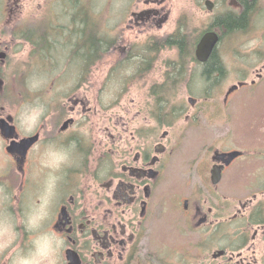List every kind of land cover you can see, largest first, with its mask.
Segmentation results:
<instances>
[{"label": "flooded vegetation", "instance_id": "af4514ba", "mask_svg": "<svg viewBox=\"0 0 264 264\" xmlns=\"http://www.w3.org/2000/svg\"><path fill=\"white\" fill-rule=\"evenodd\" d=\"M60 1L62 0H48L47 21H52V6ZM71 1L81 6L88 5V2L82 4L83 0ZM160 1L145 0L143 3L138 0L137 6L145 8L131 12L126 28L137 31L139 35H146L150 28L162 23L161 12L154 8ZM243 1L244 5L238 0H232V8L246 12L245 38L255 37L264 41V0ZM22 5L23 0H0V27L6 29L0 30V105L4 104L0 113V139L5 142L4 155L9 158L12 166L10 174L7 171L0 174V186L9 195L5 207L15 218L18 231L22 233L21 245L27 246L30 236L23 227L24 214L28 208L22 207L16 192L18 188L22 191L29 182L31 177L28 171L34 150L40 144L42 134L47 131L53 135V140H58L57 146L71 142L76 144L74 163L62 173L63 179L54 208L43 225L44 230L55 231L65 240L59 264H264V145L253 151L251 148L217 149L219 142L216 138L205 143L207 137L204 132L206 129L202 125L204 120L202 123H194V120L203 119L204 115L208 118L214 112L203 109L215 96L210 90L201 88L204 98L198 99L194 96V91L189 89V96L187 100H182L181 108L173 110L171 98L165 111L157 110L158 97L150 91L152 105L144 118L145 126L133 131L134 135H138L133 136L132 144L127 142V149L124 144H120L119 148L116 144V151L112 155L105 153L97 159L92 158V146L87 140L85 146H82L71 134V125L75 120L69 114H74L75 109L70 111L65 105L58 104L57 94L56 110L53 111L52 118L55 126H40L33 134L22 135L19 132L16 118L7 113L5 105L11 94V89L6 84L5 70L13 65L14 42L22 40L32 45L28 60L14 64V75H18L21 85L22 76L24 77L28 68L42 70L43 66L49 65L43 56L36 53V46L28 39L30 30L43 31L44 21L30 27L29 23L20 19ZM216 31L220 35V42L214 52L227 66L226 54L219 47L221 32ZM107 34L114 35L111 31H107ZM107 34L103 35L108 39ZM139 35L135 42L125 43L122 40V49L126 55L123 59L131 62L129 66L132 67L128 70L131 72L130 76L146 82L159 56L167 49L159 48L160 51L157 52L156 36H146L141 40ZM115 42L112 41L111 45L108 44L101 51L97 61L111 50L114 51L120 39ZM75 49L71 48L68 52L54 56L55 73L59 77L53 85H67L71 80H78L80 85L87 83L97 61L80 62L74 53ZM168 50H176L178 57L177 48ZM233 51L230 54L231 61L237 67L243 64L247 74L253 73L257 76V80H253L251 85L264 86V43L251 53L243 54L237 48ZM241 54L244 55V60L239 59ZM194 57L198 61L196 49ZM206 63L193 61L189 65L187 78L197 88L204 85L199 77L203 75ZM118 65L124 64L120 61ZM167 72L163 81L167 79ZM193 75H196L195 80L192 79ZM111 76L116 81L122 73L117 68ZM248 87L247 80H241L226 93L225 104H228L234 93ZM232 89L234 90L231 91ZM76 103L81 105L84 102L77 99ZM103 107L107 114L108 106ZM196 114L198 116L195 117ZM182 119L192 121L185 136L188 138L195 134L200 139V145L205 143L204 158L195 159L188 163V167L180 170L182 177L197 183L191 187L192 194L197 197L196 203H192L187 194L186 182L181 183L180 188L170 195L162 191L164 187L167 188L168 174L176 172L171 159L174 153L171 135L175 125ZM67 121H71L70 125L64 127ZM120 123L122 124V118H117L115 125ZM124 128L123 125L118 131L121 135L119 139L122 140V133L126 132ZM191 130H196V133ZM35 136L40 141L32 145L25 154L16 149L23 140ZM178 143L177 140L176 144ZM235 152L239 155L230 158V154ZM257 154L262 162L252 161ZM162 225L167 229L160 232ZM191 234L193 238L190 239ZM0 264H7L3 254H0Z\"/></svg>", "mask_w": 264, "mask_h": 264}, {"label": "rangeland", "instance_id": "374dc122", "mask_svg": "<svg viewBox=\"0 0 264 264\" xmlns=\"http://www.w3.org/2000/svg\"><path fill=\"white\" fill-rule=\"evenodd\" d=\"M137 1L138 0H83L82 4L88 2L87 7H91L92 12L96 15L102 32L104 31L103 34H107V31L113 32V36L107 34L108 38L111 40L114 39L113 42L120 39V44L118 43L114 51L110 49L111 51L108 54L106 53L101 60L96 62V65L91 70L87 83L82 85L78 83V80H71L69 81L71 83L67 85L61 83L58 87L53 85L54 81L59 77L58 73H55L54 55H50L49 60L46 59L45 62H49L48 67L45 65V67H42L44 69H39L40 71L36 68H28L24 77L22 76L23 85H21L18 80V75H14L16 72L14 64L23 61L26 62L28 60L32 52V45L22 40H16V42H14L13 65L5 70L6 84L11 89L10 99L8 98L9 101L8 103L6 102L5 105L7 113H10L16 118L19 124V132L22 135L33 134L38 131L40 126L41 128L54 127L55 124L52 120L53 111L56 110L55 101L58 100V104L61 106L65 105L68 110L71 111L75 109L74 114H69V117L75 120L74 124L71 125L70 132L74 135L73 137L78 139V142H80L82 146H85L87 140L90 146H92V158L94 157L97 159L105 153L112 155V153L116 151V144H118V148L120 144H124L125 149L128 147L127 142H130V145L132 144L133 136L138 135V133L134 135L133 131L136 132L138 127L142 128L145 126V122L143 123V121L145 116H147V111L150 110L152 105V100L149 95L151 88H153V84H161L164 82V74L169 70L168 62L177 58L176 50H166L159 56L156 66L150 76L146 78V82H140L136 77L130 76L131 72H128V70L132 66H129L131 62H127L126 59H123L126 55L122 49L124 46L122 40H124L125 43L135 42L137 40L136 37L139 35L137 31L126 28V24L131 18V12L133 10L137 11L145 8V6L138 7ZM141 1L145 3V0ZM206 1L207 0H161L159 4L152 7L157 8L161 12L160 20L162 23H158L156 26L150 28L146 35L140 34L139 38L144 40L146 36L164 37L173 33L177 28L178 19L182 15L190 18L192 28H198L200 30L207 29L216 15L228 11L233 6L232 0H227L226 2L224 0H212L215 3V8L213 12H210L205 5ZM47 2L48 0H23V5L21 6L22 17H20V19L29 23L30 27L37 25L39 22L47 21V14H49V5ZM61 3L52 6L50 14L52 23L65 24L70 21L68 24L69 27H72V19L70 16L66 15V17H61V20L59 19L60 8H62L60 7ZM197 13H202L203 15L198 17ZM0 30L6 29L2 26ZM244 39L245 35H238L231 39V43H222L219 46L220 51L226 54L225 58L228 75L223 79L221 85L211 88L210 92L215 96L213 100L204 105L203 109H206L208 112H214H211L212 114L208 115V118L204 115L203 119L194 120V123H197V121H201L202 123V120H204L202 125L206 129L204 132L207 137L205 143L216 138L217 142H219L217 149L236 148L249 150L251 148L255 151L264 145V86L251 85L253 80H257V76L253 73L247 74L246 67L243 64L237 67L236 64L231 61L230 54L234 52L233 50L235 48L241 49ZM60 41L63 43L62 40ZM60 41L58 46H70L73 48V44L76 40H72L71 38L69 41L63 43L66 45H63ZM58 46H55L54 52L56 53L59 50ZM114 46H116V42ZM244 58V55H239L240 60H244ZM120 61L121 64H124L123 66L118 65ZM241 63H244V61H241ZM117 68L119 69V73H122V76L114 81L111 74ZM120 69H122V71ZM33 75L42 76L46 80L44 87L36 92H30L26 83ZM193 77L195 76L193 75ZM189 80L190 78L180 85L181 87L172 99V105L176 107V109L181 108L182 100H187L189 96L187 91L191 89V83H194H189ZM241 80H247L249 87L242 88L237 93H234L228 104H225L224 100L226 93L232 87L238 85ZM61 85H63V87H60ZM193 86H195V83ZM201 88L204 89V85L199 88H192L194 96L198 99L204 98V92ZM55 94L58 95L59 99L55 100ZM76 98L82 99L84 103L78 105V103H76ZM37 100L46 104L47 112L40 126L28 133L23 130L17 119L18 109L19 106L24 103H32ZM104 105L108 106L107 114L104 113ZM1 106H4V104L0 105V113ZM196 116H198V114H196L195 117ZM200 116L202 117V114H200ZM117 118H122V124L120 123L118 126L115 125ZM70 122L71 121L66 122L68 126ZM191 123V120L187 121L182 119L175 125L172 131L171 141L174 144V153L171 159L173 161V170H176V172L172 170L173 172L168 174L166 181L167 186L164 185L167 188L164 187L162 191L170 195L175 189L180 188L181 183L185 184L186 182L188 184L187 194L191 198V202L196 203L197 197L192 194L191 187H193L194 184L197 185V183L185 179L181 176L182 172L180 173L182 167H188V163H192L195 159L204 158L206 153L203 146L205 143L200 145V139L195 134H191V136L188 137L189 140H187L188 138L185 136L186 129L191 126ZM123 125L126 131L122 133L124 140L119 139L121 135L118 133ZM191 132L196 133V130H191ZM210 133H213V135H209ZM43 135L45 137L44 139ZM40 140H38L40 144L36 146L34 150L31 167L28 171V175L31 178L23 187L22 191L18 188L16 192L23 208H28L33 203L40 191L44 175L46 174V171H41L37 164L39 151L49 143H58V140H53V135L51 133L48 134L47 131L42 134ZM117 140L119 143H117ZM177 140L179 141L178 144H176ZM4 143L5 142L0 139V174L6 171L10 174L12 166L9 158L4 155ZM252 159L253 162H255V160L263 161L259 154L254 155ZM53 208L54 204L51 209ZM162 229L166 230L167 227H163L162 225L159 231L161 232ZM191 238H193L192 234L190 235V239Z\"/></svg>", "mask_w": 264, "mask_h": 264}, {"label": "trees", "instance_id": "16d2710c", "mask_svg": "<svg viewBox=\"0 0 264 264\" xmlns=\"http://www.w3.org/2000/svg\"><path fill=\"white\" fill-rule=\"evenodd\" d=\"M224 1L226 2L227 0ZM238 1L244 5L243 0ZM61 2L60 7L62 8H60L59 19L61 20V17H66V15L70 16L73 28H68L70 21L65 24H53L52 21H46L44 22L43 31L42 29L30 30L29 41L36 46V53L43 56L45 60H49L50 55L55 56L68 52L71 49L70 46L62 47V45L58 46V44L60 40L64 43L72 38V40H76L73 44V48H76L74 50L76 58L82 63L89 61L95 63L101 56V51L108 44L111 45L113 40L107 39L103 35L99 21L92 12L91 7L81 6L71 0H62ZM246 27V12L231 8L216 15L211 25L203 30L192 28L190 18L182 15L179 17L177 28L173 33L164 37H156L155 48L157 52L160 51L159 48H166L167 50L177 48L179 51L178 57L168 62L169 70L166 75V81L151 88V93L158 97L157 110L165 111L168 108V104H170L169 100L175 96L181 87L180 85L188 79L189 65L193 61L198 62L194 57L195 49L207 31L219 29L222 44L231 43V39L238 35H245ZM60 43L62 42L60 41ZM56 45L59 49L57 53L54 52ZM227 74L226 65L217 58L214 52L210 60L205 64L203 75L199 78L204 81V89L211 91L212 87L221 84ZM192 79L195 80L196 75ZM189 81L192 82L191 79ZM193 85L194 83H191V90L194 87L197 88L196 84L195 86ZM173 110H176V108L174 107Z\"/></svg>", "mask_w": 264, "mask_h": 264}, {"label": "clouds", "instance_id": "9594fccd", "mask_svg": "<svg viewBox=\"0 0 264 264\" xmlns=\"http://www.w3.org/2000/svg\"><path fill=\"white\" fill-rule=\"evenodd\" d=\"M197 13V16H202ZM264 43L259 38H245L241 45L242 53H251ZM30 92L39 91L46 80L39 75H33L27 80ZM47 112L45 103L39 100L24 103L19 106L17 119L25 132L37 129ZM76 150L75 142L57 146L47 144L39 151L37 164L41 171H46L42 186L36 199L24 214V231L29 233L27 246H22V233L18 231L15 218L5 207L9 195L0 186V254L6 258L7 264H59L60 255L65 247L64 238L55 231L44 230L43 225L48 220L51 208L55 203L62 173L74 163L73 154Z\"/></svg>", "mask_w": 264, "mask_h": 264}, {"label": "water", "instance_id": "95a60500", "mask_svg": "<svg viewBox=\"0 0 264 264\" xmlns=\"http://www.w3.org/2000/svg\"><path fill=\"white\" fill-rule=\"evenodd\" d=\"M205 5L210 12L214 11L215 3L212 0H207L205 2ZM219 42H220V35L216 30L207 31L202 36L200 42L198 43V45L196 47V57H197L198 61L202 62V63L208 62L209 58L213 54V52H214V50L217 47ZM233 90L234 89H232L231 91H233ZM4 127H5V125H4ZM65 127H68V123L65 124ZM38 140H39L38 136L25 139L19 145H17L16 149L20 153L25 154L28 151V149H30V147L32 145H34ZM10 150H12V149L10 148ZM237 155H239L238 152L231 153L230 158L233 159V158L237 157Z\"/></svg>", "mask_w": 264, "mask_h": 264}]
</instances>
